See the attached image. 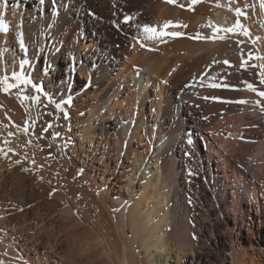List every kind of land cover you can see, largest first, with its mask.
I'll return each instance as SVG.
<instances>
[{
  "label": "bare ground",
  "instance_id": "1",
  "mask_svg": "<svg viewBox=\"0 0 264 264\" xmlns=\"http://www.w3.org/2000/svg\"><path fill=\"white\" fill-rule=\"evenodd\" d=\"M57 2L53 13L50 0H0V80L17 84L0 91V224L32 215L65 231L67 264L89 249L88 264L164 251L180 264H264V0ZM208 93L223 103L205 106ZM197 204L222 222L200 220ZM21 230L7 261L46 264L42 237Z\"/></svg>",
  "mask_w": 264,
  "mask_h": 264
},
{
  "label": "rangeland",
  "instance_id": "2",
  "mask_svg": "<svg viewBox=\"0 0 264 264\" xmlns=\"http://www.w3.org/2000/svg\"><path fill=\"white\" fill-rule=\"evenodd\" d=\"M72 7V4H71V6H70V8ZM69 8V9H70ZM77 14H75V16H76ZM74 16V17H75ZM100 35V34H99ZM102 37V36H101ZM102 39V38H101ZM97 42L98 44H101V40H99V36H97L96 37V39L94 40V42ZM95 42V43H96ZM4 50H5V48H4ZM96 54L97 53H94V59L95 60H97V57L95 58V56H96ZM80 57V56H79ZM95 60L93 61V64H94V62H95ZM106 62H108V58L106 59ZM38 63H39V65H47V59H41L40 60V62L38 61ZM81 68V67H80ZM240 70V69H239ZM61 71H62V67H61ZM71 76H72V78H74L75 76H76V74L74 73V72H72V74H71ZM91 82V80H90V77L88 78V79H86V81H85V83H86V85H88L89 83ZM232 85V88H230V91L232 92V91H234V92H232L233 94H236V95H240L239 93V88H237L238 90H236L235 88V85L234 84H231ZM230 85V86H231ZM78 87V89H79V86H77ZM235 87V88H234ZM218 88V87H217ZM216 88V89H217ZM221 88V87H220ZM219 88V89H220ZM222 88H224V86H222ZM220 89V90H223V89ZM234 88V89H233ZM189 89L191 90V88L189 87ZM225 89H226V87H225ZM87 90V89H86ZM218 90V89H217ZM45 97L47 98V99H49L50 98V95H49V93H47L46 91H45ZM209 94V93H208ZM206 94V101H205V99H202V102L204 103V105L205 106H207V105H209L210 103H214L215 102V100L213 99V98H216V97H213L212 98V96H215V95H211V94ZM93 95V92H92V90L88 93V97L89 96H92ZM151 95H152V93H151ZM208 96H211L210 98H208ZM82 97H86V95H82ZM211 98H212V100H214V102H211L212 100H211ZM211 101H210V100ZM71 100V103L73 102V99H70ZM204 100V101H203ZM210 101V103H208L207 101ZM224 101V100H223ZM223 101H221L220 103H218V104H221V103H223ZM71 103H70V101L68 102V104L69 105H71ZM216 102H215V104H217ZM231 103V102H230ZM229 103V104H230ZM214 105V104H213ZM241 105L240 104H236V107H240ZM244 108V107H243ZM81 114V116H84V112L83 113H80ZM83 114V115H82ZM263 121H258V123H262ZM134 123V122H133ZM70 124L71 125H73L74 126V123H73V121L70 119ZM176 127L178 128L179 127V124H177L176 125ZM232 128L233 127H231L230 125L228 126V129L226 128V129H224V133H223V135H221L223 138H224V136H227V135H231L232 134ZM70 129H72V128H70ZM70 129H68L67 130V132H70V139L71 138H73L74 137V132L72 131V130H70ZM80 130V129H79ZM77 138L78 139H80V140H83L82 139V137L81 136H79V135H77ZM83 141H85V139L83 140ZM248 144V142L247 141H244V139L242 140V139H239V141H238V143H237V145H236V148L238 149V150H236V153L237 154H242L243 153V157H245L246 155H247V152L245 151V148L243 149L242 148V145H244V146H246ZM239 145V146H238ZM240 147V148H238V147ZM223 147V148H222ZM220 148V149H219ZM240 149V150H239ZM247 149V148H246ZM218 150L219 151H222V152H224V153H226V152H228L229 151V148L228 149H225V147L224 146H218ZM224 150V151H223ZM244 151V152H243ZM240 152V153H239ZM236 154H230V159L232 160V161H236V162H238L239 160H238V156L236 157L235 156ZM192 160V161H191ZM217 160L218 161H220V157H219V155L218 154H216V156H215V161L217 162ZM249 159H247V161H248ZM192 162V163H191ZM190 164L192 165V166H194L195 165V162L193 161V158H191L190 157ZM250 167L248 166L246 169H249ZM130 170V168H127L126 170ZM198 169V168H197ZM4 171V170H3ZM5 174L4 175H6L7 173L6 172H4ZM193 173H196V176H195V174H194V177L192 176L193 175ZM23 174V173H22ZM25 174V176L27 177V175H26V173H24ZM3 175V176H4ZM198 175V173H197V171L196 172H192L191 173V176L193 177V178H191V183L193 182V183H196L197 182V188H196V192L197 193H200L201 195H203L204 193L206 194L208 191H206L207 189H205L204 188V186H205V184H204V181L199 177V176H197ZM2 176V177H3ZM124 177V176H123ZM197 177V178H196ZM117 178V177H116ZM200 178V179H199ZM123 179V178H122ZM11 180H13V181H15L16 179H14V178H10V181ZM199 180V181H198ZM201 180V181H200ZM12 181V182H13ZM29 181H30V179H29ZM27 181V184L28 185H31L32 184V182L30 181ZM192 183V184H193ZM201 183V184H200ZM32 185H35V184H32ZM123 190H122V193H126V187H124V185H123V188H122ZM201 191H203V192H201ZM210 203V202H209ZM208 203V204H209ZM207 204V203H206ZM198 206H196V210L194 211L195 212V214L198 216V218L200 219V220H203V221H205V223H207V225H213L214 224V222L216 221V220H219L220 222H222V220H221V218H220V216H219V214L215 211V214L213 213V214H211V216L210 217H207V214H206V211L204 212V210H205V207H201L199 204H197ZM201 208V209H200ZM49 209L51 210V208L49 207ZM198 213V214H197ZM1 215V214H0ZM55 215V214H54ZM31 217L29 218L30 220L28 221V222H24L22 219H20V218H17V221H16V218L15 219H13V221H11V223H13V224H9V225H4V224H0V244L2 245H0V250H2V251H0L1 252V254L3 255V254H5L4 256H1V254H0V257H2V258H0V264H7L8 263V261L10 260V259H8V261H7V258L9 257V255H7L6 254V252L8 253V251H9V249H8V247H7V245H8V241H10V240H12V242L14 243V239H15V232L16 231H18V229H19V231L23 228V230H21V231H27V234L26 235H30V232H31V235L33 236V239L32 240H34V237L35 236H41L42 237V240H41V243H40V247H41V251L43 252L44 251V253H46L47 254V257H46V259L47 260H44V262L46 263V264H67V261L63 258V257H65L66 258V256L68 257H74V248L72 249L71 248V241H68V239H66V237H64V233H65V231H61V232H51V231H49V229L47 228V227H45V225H44V222H40L39 221V219H36V218H34V217H32V215H30ZM215 216V217H214ZM53 218V216H49V218L51 219V220H53L52 218ZM1 218V217H0ZM206 218V219H205ZM2 219V218H1ZM19 221V222H18ZM208 223H210V224H208ZM18 224V225H17ZM15 226H16V228H15ZM32 228V229H31ZM7 233H6V232ZM209 233V235L211 236V234H210V231H208ZM9 233H11L12 234V237L9 235ZM33 233V234H32ZM4 234V235H3ZM14 234V235H13ZM5 236V237H4ZM10 237V238H9ZM27 237V236H26ZM2 238V239H1ZM3 239H4V242H2L3 241ZM9 239V240H8ZM27 240H28V237L26 238ZM44 239V240H43ZM2 240V241H1ZM28 241H30V239L28 240ZM33 243L34 241H30V243ZM70 242V243H69ZM6 243V244H5ZM47 244V245H46ZM65 244V245H64ZM70 244V245H69ZM63 245V246H62ZM52 246V247H51ZM5 249V250H4ZM80 249L81 248H79L78 249V252L80 251ZM19 250V249H18ZM17 249H14V251L15 252H17L18 251ZM70 250H71V252H70ZM73 250V251H72ZM89 250H91V249H89ZM88 250V251H89ZM211 250V249H210ZM87 251V252H88ZM3 252V253H2ZM69 252H70V254H69ZM83 251H81V252H79V256L77 257V259H79L81 256L83 257V255H84V259H79V261H83V260H85V261H83V263L85 264H88V263H92V261L94 260V258H95V256H93L91 253H88L87 254V252H83ZM49 253V254H48ZM71 253H73V255L71 254ZM210 253L211 254H216V252L215 251H213V250H211L210 251ZM69 254V255H68ZM86 254V255H85ZM6 255L8 256V257H6ZM86 256V257H85ZM171 256V254H167L165 251L163 252V256H162V258H161V260H160V258L158 257V256H156L155 254L153 255V257H154V260H151V261H148L147 262V264H155L154 263V261L158 258V260H157V263H161V264H180V262H178V259H177V257H175V255H173L172 254V257H170ZM5 257V258H4ZM88 257V258H87ZM157 257V258H156ZM10 258V257H9ZM85 258H87L88 260H86ZM165 259H167V260H165ZM180 260H181V258H179ZM64 260H65V262H64ZM21 261V260H20ZM87 261H88V263H87ZM8 264H10V261H9V263ZM72 264V263H71Z\"/></svg>",
  "mask_w": 264,
  "mask_h": 264
},
{
  "label": "snow or ice",
  "instance_id": "3",
  "mask_svg": "<svg viewBox=\"0 0 264 264\" xmlns=\"http://www.w3.org/2000/svg\"><path fill=\"white\" fill-rule=\"evenodd\" d=\"M170 2H171V0H170ZM192 2L195 3L196 0H192ZM237 12L239 13V10H237ZM131 19H132L131 16H125L123 18L122 23H125V24L130 23ZM0 31H6V29L0 27ZM226 31L232 32V31H234V28H228V29H226ZM143 32L148 36V38H152V37L156 36L157 30L151 28L150 26L144 25L143 26ZM171 35L176 36V35H179V34L178 33H172ZM220 38L223 39V37H220ZM141 46L143 47V44H141ZM225 63H227V61H225ZM13 79L14 80H18L19 82H21L23 84H28L29 83V80L21 79L20 77L14 76ZM0 85H3V87L0 88V91H7L10 88L17 87L16 83L7 82V77H5L3 80H0ZM212 87H216V85H212ZM248 88L252 89V85L248 84ZM35 91L40 92L41 88L40 87H36ZM258 95L261 96V97H264V92H259ZM33 99L35 100V97ZM213 99H216V98H213ZM237 102L238 103H245V101H237ZM57 107H59V105H57ZM45 131H46V129H45ZM17 163H19V161H17ZM24 170L26 171L27 169H24Z\"/></svg>",
  "mask_w": 264,
  "mask_h": 264
}]
</instances>
